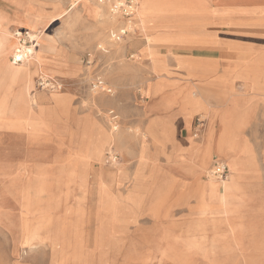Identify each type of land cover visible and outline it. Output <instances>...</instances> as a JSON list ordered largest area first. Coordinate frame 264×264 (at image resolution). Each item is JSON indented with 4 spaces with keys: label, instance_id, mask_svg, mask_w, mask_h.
I'll list each match as a JSON object with an SVG mask.
<instances>
[{
    "label": "rangeland",
    "instance_id": "rangeland-1",
    "mask_svg": "<svg viewBox=\"0 0 264 264\" xmlns=\"http://www.w3.org/2000/svg\"><path fill=\"white\" fill-rule=\"evenodd\" d=\"M91 1L109 4V0ZM171 4V0H138L133 33L121 39L118 49L110 32L123 20L98 21L79 0H0V40L5 39L0 48L8 43V22L11 45L36 44L33 50H39L47 68L43 70L48 77L33 75L32 94L64 98L59 105L54 98L37 99L44 104L34 120L41 129L30 132L22 127L26 115L13 113L9 105L20 81L0 87V264H264L261 95L245 91L235 76L228 77L234 79L237 93L181 87L175 95L196 111L192 129L187 131L177 120L172 133L147 131H154L151 121L162 120L164 113L154 98L143 100L146 81L153 80L161 90L180 88L175 81L153 78L147 64L138 59L136 48L144 42L135 34L136 29L149 30V18L140 13L154 17ZM32 33L35 37L30 38ZM221 34L247 37L244 29ZM190 49L177 51L190 54ZM158 50L165 53L167 48ZM12 57L8 54L11 62ZM98 77L111 87L110 94L92 90ZM5 95L8 104L2 101ZM207 113L221 117L235 131V144L243 154L239 181L227 190L226 206H232L236 218L230 225H237L240 232L231 231L225 213L196 212L199 180L212 181L208 171L213 160H223L229 169L227 154L210 143L223 137ZM95 124L116 142L105 148L100 160L90 159L85 146ZM202 129L201 138L207 139L193 138ZM164 142L173 143V151L176 144L181 146L175 151V164L165 173L163 168L156 171L165 163ZM170 146H164V153ZM145 150L157 164L148 159L141 166ZM201 151L208 157L203 171ZM121 170L124 177L118 181Z\"/></svg>",
    "mask_w": 264,
    "mask_h": 264
},
{
    "label": "crops",
    "instance_id": "crops-1",
    "mask_svg": "<svg viewBox=\"0 0 264 264\" xmlns=\"http://www.w3.org/2000/svg\"><path fill=\"white\" fill-rule=\"evenodd\" d=\"M171 1L174 4L158 9L154 17L140 13L149 18V30L143 32L136 29L135 34L144 42L141 46H136L138 59L142 64H147L153 78L175 81L179 83L175 85L176 88H180L161 90L153 80L146 81L147 95L143 100L154 98L156 107L164 113L162 120L151 121L154 130L172 133L173 124L177 120L187 131L192 129V113L196 111L193 108L189 110L181 97L175 95L182 91L181 87H196L202 92L206 87L207 91L237 93L234 79L229 78L235 76L245 86V91L261 95L264 101V0ZM237 29H244L247 37L238 39L233 35L221 34L235 33ZM159 46L166 47L167 51L160 52ZM186 47L191 48L190 54L177 51ZM193 50L197 53H193ZM207 114L212 115L217 133L226 142L228 156H233L237 164L243 167V154L235 144V131L226 126L221 117L214 113ZM202 131L203 129L200 135L197 134L198 139L201 138ZM193 138L190 136L191 140ZM149 139L158 143L154 137ZM168 143L171 144L170 151L164 153L163 148ZM174 147L175 151H179L181 146L176 144ZM175 151L173 143H163L161 152L165 156V163L157 165L156 171L163 168L165 173L167 168L175 164ZM144 156L141 166L148 159L157 164L156 159L149 158L146 150ZM156 175L163 180L161 173ZM238 181L233 180L232 183Z\"/></svg>",
    "mask_w": 264,
    "mask_h": 264
},
{
    "label": "bare ground",
    "instance_id": "bare-ground-1",
    "mask_svg": "<svg viewBox=\"0 0 264 264\" xmlns=\"http://www.w3.org/2000/svg\"><path fill=\"white\" fill-rule=\"evenodd\" d=\"M107 1V0H106ZM80 6L82 9L86 10L88 13L92 14V16L98 20L103 21V19H107L111 21H115V18L118 19L116 15H113L109 12V4L108 3H102L103 5H95L91 0H79ZM78 11H76L77 13ZM87 13V14H88ZM89 15V14H88ZM3 18L1 12H0V19ZM135 18V11L133 19ZM3 20H0V28L2 27ZM6 29H9V31L5 32V36L8 39V43L3 45L1 48L4 47L2 52H0V87L7 89L8 86H12L14 83H16L18 80L20 81V87L15 92L13 97V102L10 105V108L13 113L23 116L26 115V124L22 127L25 128L27 131H37V129H41L39 125L34 123L35 117L41 116L40 114L42 112V108L44 107V104H40L38 100L45 99L49 100V98H54L55 105L62 104L63 97H60L57 94H53L52 96H44L43 95H35L32 94V77L35 74H40L41 77H48L47 73L43 70L44 63L42 59L39 57V50L32 48L28 49L30 50V55L26 56V58L19 64L16 65L13 62L9 61L8 54H14L15 50L18 48L16 45H11L10 41L12 38V31L8 27L9 23H6ZM132 31H130L131 33ZM129 33V34H130ZM18 35V34H17ZM30 35V34H29ZM35 37V34H31L30 38ZM5 39L0 40V45L3 44ZM34 42V41H33ZM32 42V43H33ZM121 42H114L112 44H118V49L121 47L119 45ZM21 45V44H20ZM116 46V47H117ZM0 48V50H1ZM17 66H20L19 68ZM46 70L47 68L44 67ZM52 76L55 74V72L50 73ZM40 77V78H41ZM46 80V78H45ZM46 86V85H45ZM44 87V86H43ZM54 88L53 91H55L54 84L52 85ZM47 89V88H46ZM200 90V89H199ZM52 92V91H51ZM202 97V96H201ZM2 101L8 104L7 96L1 97ZM38 99V100H37ZM50 102V101H49ZM48 104V102H47ZM39 110V111H38ZM38 111V113H35ZM16 122V121H15ZM21 122H23L21 120ZM19 123V122H18ZM212 129V127L210 128ZM209 129V130H210ZM149 134L154 135V132L156 133V130H147ZM100 126L95 124V128L90 131L91 136L89 137L88 141L86 142L85 146L87 149V156L90 157V159H98L100 160L103 156V151L107 146H109L112 143H115L111 140L109 135H107ZM209 132V131H208ZM158 134V133H157ZM195 135V134H194ZM155 138V137H154ZM202 140L207 139V136H203L201 138ZM212 139V138H211ZM214 139V137H213ZM210 142V141H209ZM191 143H196V141H191ZM212 148L214 149H221L227 154L228 147L226 142L221 138L218 140L211 141ZM145 145L144 143L140 142V148L144 149ZM231 154V153H230ZM227 158L229 160V169L228 173L222 180H219L220 182L217 184L216 181H214V178H212L210 182L205 183L199 180L200 186H199V200H198V206H197V214L207 213L210 216L216 213H222L226 214L227 218V224L230 226L232 232H240V229L237 225L234 223L231 224L234 219L236 220L234 214L232 213L231 207L226 209L227 206V197H228V191L231 187V183L233 180H239L240 176V166L237 164L236 159L232 156H228ZM200 166L202 168V171L205 170V166L207 163V152L201 151L200 153ZM123 176V170H121L119 177L117 178L118 181H120V177ZM124 177V176H123ZM120 182H118L119 184ZM221 185L222 189L218 187V185ZM125 203V201H124ZM209 208V209H207ZM229 222V223H228ZM237 222V221H236Z\"/></svg>",
    "mask_w": 264,
    "mask_h": 264
},
{
    "label": "built area",
    "instance_id": "built-area-1",
    "mask_svg": "<svg viewBox=\"0 0 264 264\" xmlns=\"http://www.w3.org/2000/svg\"><path fill=\"white\" fill-rule=\"evenodd\" d=\"M104 1L106 0H98V2L101 3ZM137 4L138 0H109V12L123 20V23L120 27L110 32V39L112 41L119 42L124 38V36L130 33L134 20V11ZM20 35L21 33H18V36ZM35 45L33 44L30 47L19 46L13 54L12 62L14 64L22 62L26 58V56L30 55V50L28 49H33ZM130 57H133V55H131ZM91 88L94 91H101L109 94L112 92L111 87L107 86L100 77L96 78L94 82H92ZM201 126L202 120L198 119L196 128L200 130ZM195 136H197V134H195ZM227 173V164L223 160L215 158L210 166L208 175L216 180H222L223 178H225Z\"/></svg>",
    "mask_w": 264,
    "mask_h": 264
}]
</instances>
